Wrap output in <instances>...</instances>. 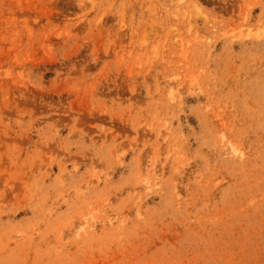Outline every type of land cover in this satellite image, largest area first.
<instances>
[{
    "label": "rangeland",
    "instance_id": "obj_1",
    "mask_svg": "<svg viewBox=\"0 0 264 264\" xmlns=\"http://www.w3.org/2000/svg\"><path fill=\"white\" fill-rule=\"evenodd\" d=\"M0 264H264V0H0Z\"/></svg>",
    "mask_w": 264,
    "mask_h": 264
}]
</instances>
